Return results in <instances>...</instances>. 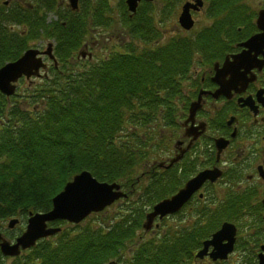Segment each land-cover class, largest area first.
Here are the masks:
<instances>
[{
    "label": "trees",
    "instance_id": "1",
    "mask_svg": "<svg viewBox=\"0 0 264 264\" xmlns=\"http://www.w3.org/2000/svg\"><path fill=\"white\" fill-rule=\"evenodd\" d=\"M4 1L0 66L17 59L32 41L53 38L57 67L31 83L22 102L16 101L17 93L0 92V230L11 217L23 222L29 212L49 210L53 196L82 170L127 192L114 203L127 205L125 214L109 216L106 209L78 224L52 222L67 225L11 264H105L116 258V264H178L188 242L180 231L163 232L156 240L137 237L145 212L167 193V171L155 166L170 142L161 131L177 128L191 95L194 61L211 66L231 43L247 17L238 7L242 0H205L211 24L193 36L173 34L164 40L155 23L169 20L178 0H159L157 9L145 2L135 14L122 16L129 39L122 42L123 50L93 60L73 58V53L91 27L111 24L104 16L106 0H93L88 10L57 12L51 23L46 14L58 10V0ZM145 177L159 182L142 189L137 179Z\"/></svg>",
    "mask_w": 264,
    "mask_h": 264
},
{
    "label": "flooded vegetation",
    "instance_id": "2",
    "mask_svg": "<svg viewBox=\"0 0 264 264\" xmlns=\"http://www.w3.org/2000/svg\"><path fill=\"white\" fill-rule=\"evenodd\" d=\"M242 4L238 3V7L246 10L243 0ZM262 9L264 6L254 14L247 11V17L236 27L231 43L211 66L203 67L195 60L191 69V95L186 107L178 114L177 130L170 133L172 153L166 162L180 151L182 153L179 161L164 168L167 193L163 198L176 194L200 173L211 172L186 196L179 209L162 218L179 216L183 223L177 229L168 228L170 235L180 231L188 241L182 245L185 256L178 264H259L264 260V45L259 43L251 49L242 46L251 36L262 32L256 24ZM203 10H192V13L200 14ZM127 15L130 17L129 13ZM84 44L82 49L86 52L82 51L89 59L92 52H88V45ZM36 46L40 51L44 50L41 43ZM240 53L248 59L240 62L234 73L225 72L223 80L227 85L214 95L219 89V83L212 79L214 64L218 62L221 66L226 57L232 61V56ZM46 58L43 57L44 61ZM198 96L200 106L190 119V104ZM154 179L146 181L159 182ZM142 180L145 179H137V183ZM158 221L155 220V230ZM224 225H227L226 233L232 231L233 239L232 249L226 257L214 256L218 255L221 245L228 242L224 237L219 246L210 244L206 253L198 256L204 243ZM140 232L137 237L142 239ZM189 245L192 250L188 249ZM117 259L105 264H116Z\"/></svg>",
    "mask_w": 264,
    "mask_h": 264
},
{
    "label": "water",
    "instance_id": "3",
    "mask_svg": "<svg viewBox=\"0 0 264 264\" xmlns=\"http://www.w3.org/2000/svg\"><path fill=\"white\" fill-rule=\"evenodd\" d=\"M68 1L69 6L72 9L77 8V0ZM138 1L140 0H125L128 10L135 12ZM201 6L202 0H193L192 2L187 1L182 5L181 11L178 15V23L183 29L189 30L193 27L194 20L191 17L190 10L198 11ZM256 24L262 32L251 36L248 40L242 43V46H245L246 49L258 46L259 43L264 45V9L258 12ZM242 53L233 55L232 61H229V58L226 57L221 66H219V63L214 64L215 73L212 79L219 83V89H217L214 95H217L218 91L227 85L223 80L225 72L231 71L234 73V68L240 62L248 59L246 56L242 57ZM39 54H45L53 59L52 44L49 43L44 52H39L38 49L34 48L27 49L16 60L7 62L1 66L0 92L6 96H10L15 92L16 83L20 78H30L31 76L38 75L39 69L46 66ZM81 55L84 56L85 54L82 53ZM199 106L200 96H198L196 101H193L190 104V119L194 116L195 111ZM181 153L182 151H180V154L173 157L169 161V164L165 165L164 162H161L159 166H171L174 162L179 160ZM210 172L211 171H204L200 173L197 177L192 179L186 187L180 189L176 194L155 204L153 210L146 214L142 225L144 230H149L153 226L156 217L161 219L165 215L173 213L179 209L186 196L193 191ZM125 195L126 194L121 191L118 183L99 181L88 170H82L78 174H75L73 178L64 185L62 190L52 198V205L49 210L45 212L29 213L26 228L22 234L15 239L14 243H10L0 234V250L5 256L19 255L21 250L30 248L38 239L54 235L61 230L59 226H49V222L64 220L70 223H79L89 214L102 211L114 201ZM17 222L18 219L12 218L9 220L8 226L13 227ZM227 231V225H224L222 229L218 230L213 235L211 240H207L204 243V247L197 255L202 257L204 253H206L210 244L219 246V241L224 237L225 239H228V242L222 244L218 249V255L214 254V256H218L221 259L225 258L227 253L232 249L233 240L232 231L226 233ZM211 255H213V252ZM259 264H264V260H260Z\"/></svg>",
    "mask_w": 264,
    "mask_h": 264
},
{
    "label": "rangeland",
    "instance_id": "4",
    "mask_svg": "<svg viewBox=\"0 0 264 264\" xmlns=\"http://www.w3.org/2000/svg\"><path fill=\"white\" fill-rule=\"evenodd\" d=\"M184 1L185 0H178V2L176 1L177 6L174 9V12L172 13L169 20L162 22V23H160V22L155 23L156 27L160 30V33L163 34L162 40L173 35V33L174 34H181V35L191 34V36H193L198 31H201L205 26H208L209 24L212 23L211 22L212 19H210L208 17L207 2L204 1L205 7H204V10L202 11V13L192 14V16L195 19L194 28L190 32H184V31L180 30L178 28V25H177V16H178V13L180 11V7ZM18 2L24 3V5H26V4H30L31 0H18ZM58 2L60 4L61 3H67V1H64V0H58ZM92 2H93V0H80L79 1L80 9L88 10L89 8H93ZM243 2H244V5H246L245 9L248 11V13H251V14H254L255 12H257L260 8H262L264 6V0H243ZM106 3L108 4V10L105 13H107V12L108 13L105 14L104 16L105 17L110 16L109 18L112 21L111 24L109 25L108 28H101V29L96 28L95 29L94 27H91L88 39L86 40V42H84L85 44L88 45L87 50L90 51V53L92 52L91 60L97 59V58L105 55L110 50L121 52L123 50L122 46H121L122 42L127 41V37H126L127 34H126V27H125L126 20H124L123 17H125L128 14V11H127L126 7H124V5H123L124 0H106ZM142 6H146L144 1L141 2L139 5V7H142ZM160 6H161V3L159 2V0H154L151 4V7L155 8V9H157ZM66 8H67V6L63 5V6L56 8L58 10L48 11L46 14V23H51L52 21L57 20L58 19L57 18V16H58L57 12H62ZM144 9H148V7H144ZM159 16H161V15H159ZM248 19H249V17H248ZM250 19H252V16L250 17ZM245 22H247V19ZM106 39L108 40L109 43L106 41ZM50 40L44 39V42L41 43L42 48H45L46 43L49 42ZM31 43H35L37 45V43H39V42L38 41H32ZM93 43H95V46L93 45ZM82 46H83V44H82ZM82 46H80L79 48H77L74 51L73 58H75L77 56L78 51L80 50V48ZM84 50H86V49H84ZM50 66H51V64H50ZM48 74H49V72H48ZM38 82H41V81H39V79L33 80V83H38ZM29 85H31V83L25 79H22L19 81L17 91H16V93H17L16 94V101H18V102L23 101V97L25 96V94H24L25 90H26V88L29 87ZM175 130H177V129H175ZM171 131H172V129H170V130L167 129V131L164 132V130H163V131H161V133L164 135L167 133L170 136ZM171 153H172V147H171L170 142H169L167 149H166V153H165V155H163L164 160H166L170 156ZM152 162H154V160H152L151 163ZM147 178L148 177H145V180H142L140 188L143 189L148 184V181H146ZM132 200L133 199L131 198L128 201H132ZM126 206L124 207V205L122 203H120L117 207H115V205H113L106 210L105 214L107 213L109 216L119 217L120 215L126 213V211H124L126 209ZM145 207H148V206H145ZM182 224L183 223L181 222V219L179 216H177V218H174V219L165 218L164 220H162L159 223L160 226L157 230L153 229L154 231L148 232L147 234H144L142 232H140V233H141L143 240H148V239L156 240L157 236L163 232L168 231V228L177 229V228L181 227ZM66 225L67 224H61L62 227H65ZM22 226H23V224H21V225L17 224L13 228L9 229V228H7V220H6L5 222H3V227L1 228L0 231L2 232V234L6 238H8L10 240V237H13L15 234H18L20 232V229H22ZM11 261H12L11 259L0 258V264H11Z\"/></svg>",
    "mask_w": 264,
    "mask_h": 264
}]
</instances>
